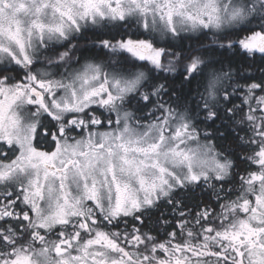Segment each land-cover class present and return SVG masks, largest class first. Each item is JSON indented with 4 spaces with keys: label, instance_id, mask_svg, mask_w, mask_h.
I'll use <instances>...</instances> for the list:
<instances>
[{
    "label": "rangeland",
    "instance_id": "1",
    "mask_svg": "<svg viewBox=\"0 0 264 264\" xmlns=\"http://www.w3.org/2000/svg\"><path fill=\"white\" fill-rule=\"evenodd\" d=\"M4 3H9V7H4ZM249 3V0H0V48L3 47V50L0 49V60L10 59L7 54H16V45L21 51L24 48L25 59L33 48L49 47L44 45L46 43H56L53 47H64L69 42L68 38L77 33V26H98L107 15L119 18L121 22L136 21L140 29L151 31L164 43L170 38L176 39L180 33L199 35L205 30L222 32L239 26L252 15L254 9ZM119 41L120 55L125 54L131 60L146 62L165 73L178 71L173 65L176 55L169 54L167 63L163 62L160 53L154 56L155 60L159 58V62L151 59L145 61L146 57L139 50L149 48L148 42L132 37L124 42L121 39ZM210 43L224 45L220 41ZM239 43L247 51H264L261 49L264 45V32L257 31L244 37L243 41L239 39ZM193 48L184 50V57H188L187 71L190 73L197 72L200 65V59L196 57L197 50ZM105 57L112 59L111 55ZM99 59L101 57L87 58L81 65H72L69 71L71 82L61 86L57 84L59 87L56 88L58 111L62 112V117L64 113H72V120L69 119L71 122L68 126L70 135L59 138L52 162L58 167L69 161L74 165L69 166L63 175H45L42 168L35 166L44 156L35 153L36 163L29 162L31 159L28 156L32 153L31 149L25 148L28 145L26 142L22 143L24 157L18 162L17 170L7 174L9 166L0 162V176L6 175L9 180L24 177L25 190L38 198L31 222L38 226L39 236L42 229L50 231L57 226L78 223V219L81 227L89 226L93 219V225H105L107 220L114 218L127 223L136 210L154 205L159 199L171 196L180 187L204 180L226 179L232 172V161L203 137L185 111L167 107L158 112L148 111L146 120L138 119L126 103L130 99L128 97L141 87L146 73L142 70L134 71L133 64L121 59L120 68L124 70L120 69L114 75L112 68L102 66L97 61ZM72 61L73 58L67 62L71 64ZM40 63L47 64L44 61ZM191 65L194 66L193 71ZM129 69L132 72L127 73ZM40 74L48 75V68L41 70ZM220 77L212 73L207 82L208 104L218 99ZM141 98L149 101V97L144 94ZM117 100L120 103L119 118L110 120L106 127L102 124L105 118L102 121L101 117L95 118L92 113L89 116L85 112V115H81L85 109L91 110L97 103L108 107ZM254 108L257 111L264 110V99L257 102ZM258 118L255 114L252 117L256 121H259ZM11 133L17 135V129ZM27 138L26 128L22 139ZM261 155L264 157V152ZM252 173L243 182V192L229 202V217L236 209L238 213H244L245 217L248 213V219L255 220V212L250 209L251 202L255 200L252 201L250 196L264 194V175L261 169ZM233 222L240 223L238 219ZM209 230H205L206 238H209ZM221 232L223 235L216 238L217 241L225 238V231ZM88 233L86 239L79 238L73 232L71 236L51 235L53 238L41 234L39 239L42 244L37 243V246L42 247L39 251L31 250L35 262L127 264V260H119L117 250L113 251L106 245V240L112 243L120 241L118 236L105 231V228L89 230ZM133 242L137 251L131 248L126 252L122 246L120 251L124 257L127 254L138 257L148 255L145 249L150 242H144L141 238ZM192 249L195 251V248ZM198 252L206 257L215 254L211 251ZM206 260L210 263L201 264L221 262L213 258Z\"/></svg>",
    "mask_w": 264,
    "mask_h": 264
},
{
    "label": "trees",
    "instance_id": "2",
    "mask_svg": "<svg viewBox=\"0 0 264 264\" xmlns=\"http://www.w3.org/2000/svg\"><path fill=\"white\" fill-rule=\"evenodd\" d=\"M258 1L249 0V6L254 11L244 23L222 32L205 30L199 35L180 33L176 39L170 38L164 43L157 35L140 29L136 21L131 20L120 21L115 26L111 24L110 27L104 24L92 28L88 26L87 30L82 31L83 35L65 44V47L80 50L85 48L78 56L69 57L73 58V65H81L87 58L105 57L99 54L97 49L113 48V37L118 34L123 42L128 37L137 40L142 38L143 42H148L149 47L154 48L194 47L193 50H197L196 57L200 59L195 74L186 73L187 61H184L183 65L174 61V67L176 69L180 67L177 69L180 72L165 73L144 62L131 60L125 54L120 55V60H126L128 64L134 65V71L143 70L146 73L141 87L128 97L130 99L127 103L124 100V103L140 120H146L148 111L158 112L167 107L185 111L203 137L210 140L219 153L232 161V172L226 179L204 180L180 187L171 196L156 201L152 206L137 210L130 215V221L127 223L115 219L106 221L105 225L97 224L118 236L127 252L131 248L136 250L133 242L136 238L150 242L145 249V254L150 256L165 255L172 251L173 247L180 250L195 248V251L219 250L215 242L216 238L223 235L221 231H225L230 224L227 210L229 202L243 192L245 178L250 177L254 170L264 168L261 161L263 159L261 153L264 151L262 121L264 110L257 111L254 108L257 102L264 99V54L247 51L239 43V39L243 41L244 37L257 31L264 32V0ZM213 41H220L224 45H210ZM41 58L48 60L49 57ZM57 62L64 64L66 60ZM182 69H185V72L181 71ZM130 72L131 69L127 71ZM212 73L218 78L221 76V82L218 99L208 104L207 82ZM143 94L149 97V101L141 98ZM254 114L259 116V121L252 119ZM180 208L183 209V214L177 211ZM234 210L232 213L230 211L232 222L239 220L243 215ZM78 224L79 221L57 226L45 234L51 237L63 232L64 235L71 236L70 233L73 232L79 238H83L86 233H91L83 232ZM208 229L209 238H206L205 230ZM31 233L29 227L23 235L19 231H16L15 236L11 231L8 232L9 236H13L17 241H29ZM40 233L44 234L42 230Z\"/></svg>",
    "mask_w": 264,
    "mask_h": 264
},
{
    "label": "flooded vegetation",
    "instance_id": "3",
    "mask_svg": "<svg viewBox=\"0 0 264 264\" xmlns=\"http://www.w3.org/2000/svg\"><path fill=\"white\" fill-rule=\"evenodd\" d=\"M4 7L8 8L9 3H4ZM110 19H112L111 23L109 22ZM104 20V25L107 27H110L111 24L115 26L119 22V18L108 15L106 17L104 16ZM77 28V33L70 36L68 38L69 40L78 38L83 35V30H87L86 26L84 28L77 26ZM113 39V48L103 47L97 49L99 54L103 56L111 55L112 59L101 57L97 61L101 62L102 66L112 68L113 74L115 75V73L121 71L119 34L114 36ZM13 43L15 42L13 41ZM44 45H48L49 47L33 48L34 50L29 52L27 59H25L23 54L24 48L21 51V48L16 45V54H7V57H11L10 59L5 58L2 61L0 60V162H5L9 166L6 169L7 174H11L18 169V162L22 161L24 157L22 156L23 142L28 143L25 148L31 149L32 154L28 156L31 159L29 162L36 163L34 159L35 153L44 156L43 160H40L39 164L35 166L42 168L45 175H58L59 173L63 175L69 166L71 167L73 164L72 161L63 162L64 165L58 167L52 162V154L57 148L59 138L70 135L68 126L72 120L70 118L72 113H68L69 115L64 113L63 115L65 116L62 117V112L58 111L56 88L59 87L57 84L61 86L67 82H71L72 77H70L69 71L72 70L73 66L78 65L70 64L67 61L73 55L78 56L85 48L80 50L79 48L65 46L53 47V43H46ZM210 45L213 44L210 43ZM261 47L264 50V45ZM181 48L149 47L147 49H141L139 52L146 57L145 61L151 59L156 62H159V58L155 60L154 56L160 53L163 62L166 63L168 61L166 58L169 57V54H173L177 56L176 62L183 65V62L187 61L188 57H184L185 48ZM0 49L3 50V47ZM259 53L264 54V51H259ZM41 56L49 58L48 60H41ZM57 56L60 57L57 58ZM64 57H68V59ZM63 60H66L64 64L57 62H62ZM41 61L47 64H42L40 63ZM47 68L48 75H41L40 71ZM191 70H194L193 65H191ZM181 71L185 72V69ZM178 74L176 73V75ZM193 74H195L194 71ZM63 78L64 80H62ZM119 106V100L116 103L112 102L108 107L98 105L97 103V106H92L91 110L85 109L81 115L92 113V116L95 118L98 116L101 117L102 121L105 118L102 124L106 127L110 120L119 118ZM64 109L67 110V108ZM84 112L85 114H83ZM69 119H71L70 122ZM15 128L17 129V135L11 133ZM26 128L28 129V138L22 139V133H24ZM261 161L264 163V157ZM261 171L262 175H264V168ZM256 196L253 194L250 196L252 201L255 200L250 205V209L255 212V220L247 218V211L246 217L244 213L239 217L238 221L240 223L238 224L232 222L231 217H228L230 224L225 230V238L217 241L219 242V245H217L219 250H213L212 252L215 253V256L212 255V257L198 254V251L191 249L180 250L177 247H173L172 251L162 256L146 255L138 257L127 254L124 257L120 251L122 247L121 241H113L112 243L110 240H106V245L111 247L112 250H117V253L120 254L118 255L119 260H127V264H201L205 262L210 263V261L206 260L210 258L220 260V264H264V194ZM37 203L38 198L34 196V193H28L25 190L24 177L22 179L12 178V180H9V177L6 175L0 176V264H37L31 252V250L39 251L40 246H37V243L42 244V241H40L37 235L38 226L36 223L31 222L32 217L35 215ZM177 211L180 212L179 214H183L182 208ZM110 220H115V218L107 221ZM241 220H243V223H241ZM94 221V219L90 221L91 226L85 225L81 230L83 232H89V230L97 231L101 229L102 226L93 225ZM108 226L106 227L110 229L111 227ZM27 227L32 230L29 241H17L13 236H9L8 234L11 231L12 235L15 236L16 231H19L23 235ZM62 233L60 232L61 235H63ZM84 238L86 239L87 235ZM194 252L195 254L190 255V253ZM211 264H218V261H212Z\"/></svg>",
    "mask_w": 264,
    "mask_h": 264
},
{
    "label": "bare ground",
    "instance_id": "4",
    "mask_svg": "<svg viewBox=\"0 0 264 264\" xmlns=\"http://www.w3.org/2000/svg\"><path fill=\"white\" fill-rule=\"evenodd\" d=\"M127 72V71H126Z\"/></svg>",
    "mask_w": 264,
    "mask_h": 264
}]
</instances>
